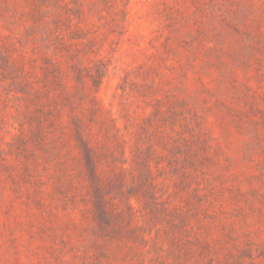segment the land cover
<instances>
[{"label":"rangeland","instance_id":"374dc122","mask_svg":"<svg viewBox=\"0 0 264 264\" xmlns=\"http://www.w3.org/2000/svg\"><path fill=\"white\" fill-rule=\"evenodd\" d=\"M0 264H264V0H0Z\"/></svg>","mask_w":264,"mask_h":264}]
</instances>
